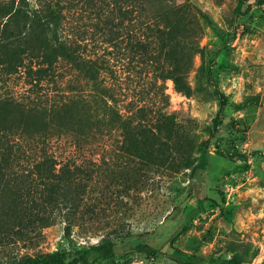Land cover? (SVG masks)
<instances>
[{
  "label": "trees",
  "instance_id": "1",
  "mask_svg": "<svg viewBox=\"0 0 264 264\" xmlns=\"http://www.w3.org/2000/svg\"><path fill=\"white\" fill-rule=\"evenodd\" d=\"M77 10L88 16L92 27L77 24L74 36L67 25ZM198 16L204 18L202 11L186 3L150 13L144 0H46L41 7L29 0L0 4V80L22 73L32 92L21 99L0 95V264L109 263L116 257L115 241L128 237L120 226L74 254L15 251L18 244L32 243L58 222L76 225L85 212H95L88 203L93 174L76 163L58 162L50 150L53 140L68 136L84 144L118 132L121 140L113 153L137 164L129 178L134 185L137 179L132 176L140 172L176 173L194 166L192 145L178 127L177 116L149 108L146 96L159 94L169 106V81L178 94L193 96L188 77L194 58L202 61L200 74L206 61ZM121 55L129 67L137 61L139 76L134 80L145 83L150 77L145 85L149 88L139 93L140 106L137 101L126 109L120 104L113 64ZM61 65L73 79V96L43 97L42 84L55 83ZM113 74L110 83L106 76ZM218 96L221 114L227 99ZM222 122L215 119L216 131L224 128ZM98 173L106 176L104 169ZM133 250L194 264L189 257L165 254L142 242H135Z\"/></svg>",
  "mask_w": 264,
  "mask_h": 264
},
{
  "label": "rangeland",
  "instance_id": "2",
  "mask_svg": "<svg viewBox=\"0 0 264 264\" xmlns=\"http://www.w3.org/2000/svg\"><path fill=\"white\" fill-rule=\"evenodd\" d=\"M13 1L0 0V4ZM29 1L41 7L46 0ZM262 1L144 0L150 13L186 3L198 7L204 15L198 20L202 26L199 43L206 54L205 71L198 72L202 61L196 56L188 77L195 90L193 96L178 94L170 81L165 92L169 106L159 94L146 96L149 108L165 109L177 116L178 127L192 145L194 166L176 173L140 172L132 176V180L137 179L134 185L129 178L137 164L113 153L121 140L118 132L111 138L104 136L84 144L68 136L53 140L50 150L58 162L76 163L93 174L88 203L95 212H85L76 225L58 222L41 231L32 243L18 244L15 251L74 254L121 226L129 234L126 240L115 241V259L96 264H178L172 258L136 253L135 242L165 254L184 255L194 264H229L234 260L239 264H264ZM77 11L71 12L72 21L67 25L73 27L74 36L77 24L92 27L88 16ZM118 60H114L113 70L119 77L116 88L122 93L120 104L126 109L149 88L145 85L150 77L144 84L134 80L139 76L137 61L129 67L124 56ZM59 68L55 83L42 84L43 97L67 100L73 96V79L65 65ZM114 77L106 76L110 83ZM31 93L22 73L0 80L2 96L21 99ZM219 93L227 99L221 114ZM217 118L224 125L220 131L214 128ZM100 168L106 176L99 175Z\"/></svg>",
  "mask_w": 264,
  "mask_h": 264
}]
</instances>
